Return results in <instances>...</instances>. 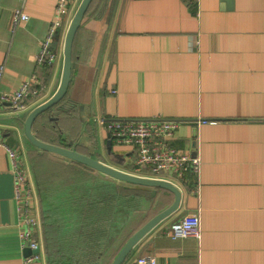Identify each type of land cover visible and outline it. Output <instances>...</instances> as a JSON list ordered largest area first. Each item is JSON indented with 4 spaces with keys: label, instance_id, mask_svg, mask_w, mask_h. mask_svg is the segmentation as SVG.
I'll list each match as a JSON object with an SVG mask.
<instances>
[{
    "label": "crops",
    "instance_id": "0c3cea01",
    "mask_svg": "<svg viewBox=\"0 0 264 264\" xmlns=\"http://www.w3.org/2000/svg\"><path fill=\"white\" fill-rule=\"evenodd\" d=\"M56 4L0 0L3 91H15L34 73L46 82V97L57 91L62 58L54 66L35 64L56 20ZM197 8L195 15L190 0H101L77 32L66 96L39 118L34 131L45 142L76 148L133 173L134 148L112 141L98 119L180 122L173 145L201 159L200 173L180 186V209L153 229L124 264L141 257H154L156 264H264V0H200ZM15 10L29 20L14 29ZM66 30L60 31L61 55ZM37 104L29 103L19 115L0 106V139L24 154L35 149L24 137L23 122ZM71 189L62 186L58 192L69 198ZM140 194V209L123 218L111 214L116 231L100 264H111L126 241L174 201L166 191ZM39 216L38 235L40 207ZM94 216L110 219L105 210ZM184 217L199 220L198 239L167 235L169 226ZM27 250L20 240L10 158L0 147V264H23ZM39 264H48L45 251Z\"/></svg>",
    "mask_w": 264,
    "mask_h": 264
},
{
    "label": "built area",
    "instance_id": "2783aa9c",
    "mask_svg": "<svg viewBox=\"0 0 264 264\" xmlns=\"http://www.w3.org/2000/svg\"><path fill=\"white\" fill-rule=\"evenodd\" d=\"M195 15L198 14L197 3ZM75 9V0H57L56 20L50 24L47 35L42 41L41 49L35 57L38 68L56 65L61 54L53 48L56 35H60L63 26L69 25ZM29 16L22 10H15L12 16V27L15 29L21 22H27ZM5 67L0 66V86ZM48 86L34 73L23 80L15 91L7 93L0 87V106L6 105L11 113L25 112L29 103H37L46 98ZM98 121L117 144L131 145L136 154L133 174L169 180L183 186L192 177H198L201 170V159L193 156L188 149H178L173 145L180 122L154 118L148 120H130L123 118H99ZM0 147L4 148L10 158L14 174L16 200L18 203L20 240L30 255L25 257L23 264H39L44 258L43 244L39 238L40 230L39 207L37 195L27 158L21 147H11L0 139ZM167 235L174 239L194 238L201 235L197 218L184 217L173 222ZM154 257H141L135 264H156Z\"/></svg>",
    "mask_w": 264,
    "mask_h": 264
},
{
    "label": "trees",
    "instance_id": "16d2710c",
    "mask_svg": "<svg viewBox=\"0 0 264 264\" xmlns=\"http://www.w3.org/2000/svg\"><path fill=\"white\" fill-rule=\"evenodd\" d=\"M100 2L101 0H93L87 14L95 11ZM190 5L194 13L196 5L194 3ZM79 31L80 29L78 33ZM43 82L46 83L44 80ZM43 114L35 121L34 131H37V121ZM38 156L40 155L36 151H32L30 160L32 163L35 161L42 168L43 173L55 182L46 186L48 180H45L41 183L43 189L39 190L38 194L41 200L45 236L44 250L48 264H100L114 239V235L110 233L113 225L111 214L128 216L130 212L140 209L143 200L140 193L143 190L164 191L104 180L92 175L86 167L80 164L68 165L45 152L41 158L47 159L46 161L50 163V166L46 168ZM39 177L41 178V175ZM63 185L71 187L74 196L62 198L58 190ZM53 199L54 202H52ZM109 202H111L110 205H108ZM64 204L67 206L65 207ZM102 210L108 212L110 219L108 217L106 219L105 217L95 218L96 212Z\"/></svg>",
    "mask_w": 264,
    "mask_h": 264
},
{
    "label": "water",
    "instance_id": "95a60500",
    "mask_svg": "<svg viewBox=\"0 0 264 264\" xmlns=\"http://www.w3.org/2000/svg\"><path fill=\"white\" fill-rule=\"evenodd\" d=\"M93 0H81L78 5L75 6L71 21L67 27L64 37V44L62 49V76L57 91L50 97H46L39 101L38 104L28 113L26 119L23 122V133L26 141L35 148L39 153H48L49 155L65 160L67 162H73L80 164L86 168L93 170L96 174H100L108 179H112L117 182H123L134 186H141L145 188L161 189L171 193L174 196V201L166 209L159 212L147 223H145L140 229H138L124 244L119 253L115 256L111 264H124L128 256L133 249L159 224L166 219L173 216L179 209L183 199V193L180 186L172 181L161 178H150L145 176L128 173L109 166L108 164L84 153L79 152L76 148H68L59 145H55L49 142H45L38 138L33 130V125L37 118L44 112L50 110L57 104H59L68 91L72 75L73 66V45L78 30L80 29L87 11ZM60 35H56L53 48H58ZM6 106V105H4ZM19 115V114H16ZM29 254V250H27Z\"/></svg>",
    "mask_w": 264,
    "mask_h": 264
},
{
    "label": "rangeland",
    "instance_id": "374dc122",
    "mask_svg": "<svg viewBox=\"0 0 264 264\" xmlns=\"http://www.w3.org/2000/svg\"><path fill=\"white\" fill-rule=\"evenodd\" d=\"M33 151H36L37 154L40 155V156H38V157H40L38 159L43 162V164H42L43 166H45L46 168L48 166H50V163H48L46 161L47 159L41 158L44 155V153H39L35 149ZM30 153H32V150H30L28 153L25 152V156L27 157L28 165H29V168H30V173H31V178H32V184H33V187H34V190H35V195H38L39 194V190L43 189V188H41L42 187L41 183H43L45 180H48V182H46V186H50V185H52L55 182H53L52 179H49V176L48 175H46L45 173H43L42 168L35 161H33V163H32V160H30V158H31L30 157ZM40 175H41V178L42 179L39 177ZM60 183L68 184L66 182H60ZM70 183H72V182H70ZM63 186H65V185H63ZM35 187L38 189V192L36 191ZM124 195H128V194L127 193H124ZM37 201H38V207H40L41 200H39V197L38 196H37ZM110 204H111V202L108 203V205H110ZM108 205H107V207L109 208ZM40 215H41V218H42V228H41V232L39 234V237H40V235H42V239H40V240H42L41 242H42V244L44 246L45 236H44L43 217H42V214H41V207H40ZM123 217L124 216L122 214H120V218H123ZM115 231H116V226L113 223V225L110 228V233L113 234ZM111 257H112V255H109V257H108L109 260L111 259Z\"/></svg>",
    "mask_w": 264,
    "mask_h": 264
}]
</instances>
